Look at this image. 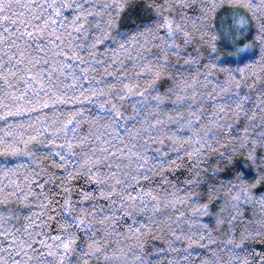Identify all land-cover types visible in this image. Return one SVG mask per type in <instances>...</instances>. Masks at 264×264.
I'll use <instances>...</instances> for the list:
<instances>
[{"label":"snow or ice","instance_id":"1","mask_svg":"<svg viewBox=\"0 0 264 264\" xmlns=\"http://www.w3.org/2000/svg\"><path fill=\"white\" fill-rule=\"evenodd\" d=\"M0 264H264V0H0Z\"/></svg>","mask_w":264,"mask_h":264},{"label":"trees","instance_id":"2","mask_svg":"<svg viewBox=\"0 0 264 264\" xmlns=\"http://www.w3.org/2000/svg\"><path fill=\"white\" fill-rule=\"evenodd\" d=\"M223 51V50H222ZM224 58H226V57H224Z\"/></svg>","mask_w":264,"mask_h":264}]
</instances>
